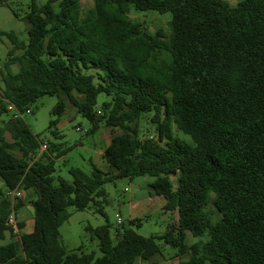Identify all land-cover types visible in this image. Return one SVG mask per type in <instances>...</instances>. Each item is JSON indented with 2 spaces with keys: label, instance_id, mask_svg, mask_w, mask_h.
<instances>
[{
  "label": "trees",
  "instance_id": "1",
  "mask_svg": "<svg viewBox=\"0 0 264 264\" xmlns=\"http://www.w3.org/2000/svg\"><path fill=\"white\" fill-rule=\"evenodd\" d=\"M82 1L31 0L27 40L0 31L13 45L0 70V116L9 105L32 113L45 96L59 97L53 113L61 116L68 101L91 123L86 134L113 133L103 152L109 171L56 177L55 158L73 147L40 155L44 142L24 118L0 120V241L12 211L34 210L32 232L0 245V264H135L160 254L159 241L188 255L182 264H264V0H94L86 11ZM131 7L170 13L169 34L145 31ZM101 93L110 99L98 107ZM144 114L156 144L139 136ZM144 177L153 179L149 195L177 213L166 233L88 227L100 257L64 248L69 208L100 205L108 182ZM14 189L34 197L13 202L6 191Z\"/></svg>",
  "mask_w": 264,
  "mask_h": 264
},
{
  "label": "rangeland",
  "instance_id": "2",
  "mask_svg": "<svg viewBox=\"0 0 264 264\" xmlns=\"http://www.w3.org/2000/svg\"><path fill=\"white\" fill-rule=\"evenodd\" d=\"M37 1L40 4L46 2V0ZM224 1L231 6H236L241 0ZM30 2L31 0H3L0 4V31L14 32L20 39L27 40L28 25L25 16L29 12ZM93 5L94 0L82 1V7L85 11ZM129 17L133 22L141 23L145 31L151 34H154L158 29H163L166 34L170 32V13L160 14L155 10L137 11L131 7ZM2 41L5 42L4 45ZM0 46L2 47L0 59L3 63L7 59L10 43L5 37H0ZM2 66L3 64L0 65V70H3ZM17 69L18 65H15L14 70ZM0 85L2 84L0 83ZM109 99V96L101 93L98 97V107ZM66 102L67 109L60 116L53 113L59 106V97H41L32 107L33 112L25 114L23 117L34 134L38 135L40 142L47 143L48 149L43 152L49 153L50 147L55 145H61L62 149L73 147L62 158H55V176L71 182L72 177L69 173L71 168H80L87 173H91L93 170L92 164L103 171H109V168L103 165L104 159L99 155L100 149H104V142L100 140V133L103 130L107 132L109 129L103 127L98 133L92 135L84 133V130L91 129V123L78 114L68 101ZM9 117L10 115L4 114L0 116V120H7ZM151 117L152 114L141 116L139 136L141 139L151 137L154 144H156L159 141L155 130L156 126L151 123ZM57 118H59L60 125L50 128L51 121ZM77 128L82 129L83 132H78ZM172 132L174 136H179L185 141L191 140L189 136L179 132L175 125H172ZM112 135L113 133H111ZM6 137L11 140L10 133H7ZM56 155L54 153V156ZM152 181L153 179L149 177L138 178L133 181L126 178L117 179L103 186L106 195L100 199V205L91 203L82 211L69 208L71 216L59 229L60 240L64 248L68 252H77L82 248L83 252H94L96 257H100L99 240L93 232L87 229L88 227L97 228L102 225H109L112 236H114L116 229L122 231L128 227L134 228L140 235L145 237L166 233L169 227L177 222V213L165 211L162 208V204L165 203L162 197L156 199L152 198L153 196L149 197V183ZM134 200L138 202L134 206L132 204L131 207H133L130 208V202ZM29 207L33 211V207L31 205ZM27 214L30 218L31 214ZM118 217L122 220L121 224L117 222ZM132 217L136 223L130 225V218ZM213 220H216V215ZM194 241L196 239L191 236L188 238L189 244ZM159 245L161 246L160 254L155 255L148 261L138 259L135 264H182L188 260V255L178 256L177 250L171 246L165 245L161 241H159Z\"/></svg>",
  "mask_w": 264,
  "mask_h": 264
},
{
  "label": "crops",
  "instance_id": "3",
  "mask_svg": "<svg viewBox=\"0 0 264 264\" xmlns=\"http://www.w3.org/2000/svg\"><path fill=\"white\" fill-rule=\"evenodd\" d=\"M17 35V34H16ZM1 38H3L4 36H0ZM6 38V37H5ZM7 39V38H6ZM8 40V39H7ZM9 41V40H8ZM2 43H3V45H4V41H2ZM9 43H10V46H8V48H9V51H8V54H9V52L12 50V48H13V45L11 44V42L9 41ZM1 49H2V47L0 46V51H1ZM8 54H7V59L9 58L8 57ZM17 54V53H16ZM6 59V60H7ZM5 60V61H6ZM4 61V62H5ZM3 62V63H4ZM2 62H1V59H0V65H2L3 64ZM14 66L15 65H13V66H11V69H12V71H14V72H16V71H18V69L17 70H14ZM11 115V114H10ZM58 126L60 125V122L57 124ZM56 125V126H57ZM102 129V128H101ZM100 129V130H101ZM99 130V131H100ZM98 131V132H99ZM97 132V133H98ZM110 139H111V131L110 130H107V132L106 131H104L103 130V132H101L100 133V140L101 141H103L104 142V149L109 145V142H110ZM104 149H100V151H99V155H101V157L103 158V152H104ZM43 152L42 151H40V155L42 154ZM60 158H62V157H60ZM91 162H92V160H91ZM103 165L106 167V168H108V164H107V162L104 160L103 161ZM92 166H95L94 164H92ZM145 178V177H144ZM147 178V177H146ZM138 179V178H137ZM150 184V183H149ZM22 192H23V195H24V197H25V201H27V200H31L33 197H34V192H32L31 190H27V191H23L22 190ZM25 193H26V195H25ZM149 197H151V196H149ZM152 198H154V199H156V198H159V197H152ZM138 201H131L130 202V208H132L134 205H135V203H137ZM133 204V206L131 207V205ZM164 205H165V203H163L162 204V208L164 207ZM27 213H30L31 214V217L30 218H28V214ZM33 213H34V210L33 211H31V209H30V207H29V205H24V206H22L18 211H15V214H16V218H17V221H18V225H19V223H23L24 224V228H23V230H21V233H24V232H26V233H30V232H32V230H33V226H34V221H33ZM27 214V215H26ZM130 220H133V217L132 218H130ZM19 221H23V222H19ZM15 241H17V239L12 235V233L8 230V231H6L5 232V237H4V239L2 240V241H0V245H7V244H10V243H12V242H15ZM142 260V259H141ZM138 261V260H137ZM136 261V262H137ZM145 261V260H144ZM146 261H148V260H146Z\"/></svg>",
  "mask_w": 264,
  "mask_h": 264
},
{
  "label": "built area",
  "instance_id": "4",
  "mask_svg": "<svg viewBox=\"0 0 264 264\" xmlns=\"http://www.w3.org/2000/svg\"><path fill=\"white\" fill-rule=\"evenodd\" d=\"M8 110L11 112L13 118L17 119V118H23L25 114H30L31 111L28 110L26 111V113L22 114L21 112L17 111L16 108L13 105H9L8 106ZM78 132H83L82 129L77 128ZM84 133H87V130H84ZM48 149V145L46 142H44L41 145V151H46ZM6 196L11 200V201H16L18 199H23L24 195L21 189H14V190H7L6 191ZM117 222L119 224L122 223V220L120 217L117 218ZM7 225L9 227V231L12 233V235L18 239L19 236L21 235V230L19 229L18 226V221L16 218V214L15 211H12L11 214L8 216V220H7Z\"/></svg>",
  "mask_w": 264,
  "mask_h": 264
}]
</instances>
